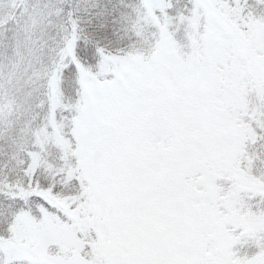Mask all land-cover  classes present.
<instances>
[{"label":"snow or ice","instance_id":"6c2138e0","mask_svg":"<svg viewBox=\"0 0 264 264\" xmlns=\"http://www.w3.org/2000/svg\"><path fill=\"white\" fill-rule=\"evenodd\" d=\"M0 264H264V0H0Z\"/></svg>","mask_w":264,"mask_h":264}]
</instances>
